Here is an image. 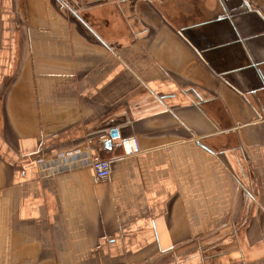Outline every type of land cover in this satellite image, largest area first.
<instances>
[{
  "label": "crops",
  "instance_id": "0c3cea01",
  "mask_svg": "<svg viewBox=\"0 0 264 264\" xmlns=\"http://www.w3.org/2000/svg\"><path fill=\"white\" fill-rule=\"evenodd\" d=\"M0 264H264V0H0Z\"/></svg>",
  "mask_w": 264,
  "mask_h": 264
},
{
  "label": "built area",
  "instance_id": "2783aa9c",
  "mask_svg": "<svg viewBox=\"0 0 264 264\" xmlns=\"http://www.w3.org/2000/svg\"><path fill=\"white\" fill-rule=\"evenodd\" d=\"M124 153L127 155L139 152V145L136 138L126 139L122 142ZM92 168L98 180H106L111 175L112 163L108 158L96 155L92 162Z\"/></svg>",
  "mask_w": 264,
  "mask_h": 264
},
{
  "label": "water",
  "instance_id": "95a60500",
  "mask_svg": "<svg viewBox=\"0 0 264 264\" xmlns=\"http://www.w3.org/2000/svg\"><path fill=\"white\" fill-rule=\"evenodd\" d=\"M113 135V134H112ZM108 144H110V142H108Z\"/></svg>",
  "mask_w": 264,
  "mask_h": 264
}]
</instances>
